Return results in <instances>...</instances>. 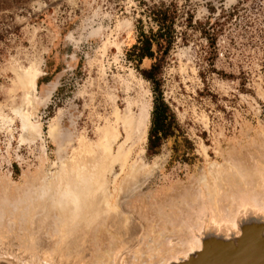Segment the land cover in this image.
I'll return each instance as SVG.
<instances>
[{
    "label": "rangeland",
    "instance_id": "1",
    "mask_svg": "<svg viewBox=\"0 0 264 264\" xmlns=\"http://www.w3.org/2000/svg\"><path fill=\"white\" fill-rule=\"evenodd\" d=\"M137 3L0 0L1 259L25 262L56 248L65 184L80 178L87 184L77 202L114 208L92 224L91 206L83 207V255L55 254L52 264H114L120 246L122 263L164 264L190 240L204 206L229 221L239 202L264 203V0H178L193 21L179 20L161 90L192 143L188 161L172 159L170 143L149 158L147 133L134 144L122 128L126 114H144L148 131L152 109L151 84L124 56L135 41ZM208 20L217 22L213 45Z\"/></svg>",
    "mask_w": 264,
    "mask_h": 264
},
{
    "label": "bare ground",
    "instance_id": "2",
    "mask_svg": "<svg viewBox=\"0 0 264 264\" xmlns=\"http://www.w3.org/2000/svg\"><path fill=\"white\" fill-rule=\"evenodd\" d=\"M118 121V120H117ZM122 128H123V131L124 133L126 134L127 138L128 139H132L134 144H141L143 142L144 139H146V133H147V117L144 115V114H140L138 116H133V115H129V114H126L124 120H123V124H122ZM112 137V136H111ZM112 140H114V137L113 138H110ZM261 156V155H260ZM260 158V157H259ZM262 158V157H261ZM103 160V159H102ZM98 161V160H96ZM264 161V160H263ZM85 166L86 164V160L85 161H82ZM93 162V161H92ZM94 164L97 165V163L93 162ZM100 164V163H99ZM260 164V163H259ZM81 165V164H80ZM79 165V167H80ZM257 165V164H256ZM89 166H92L89 165ZM242 166V165H241ZM97 167V166H96ZM239 167V166H238ZM252 167V166H251ZM255 167V166H254ZM263 167V166H262ZM82 168V167H81ZM237 168V167H236ZM235 168V169H236ZM264 168V167H263ZM85 169V168H84ZM94 168H92L91 170H93ZM97 169V168H96ZM230 169V168H229ZM232 170H234L232 167H231ZM255 169V168H254ZM74 170V168H72V171ZM87 170V169H86ZM263 170V169H262ZM71 171V172H72ZM77 171V170H75ZM98 171V170H97ZM132 171V170H131ZM216 171V170H215ZM220 171V169H219ZM217 171V172H219ZM229 170H227L228 172ZM248 171V170H247ZM252 171V170H251ZM258 171V169H257ZM67 172V170H66ZM81 172V171H80ZM135 172V171H133ZM213 171H211L212 173ZM224 172V171H223ZM77 173V172H76ZM79 173V172H78ZM84 173V172H82ZM89 173V172H88ZM131 173V172H130ZM215 173V172H213ZM234 173V172H233ZM232 173V174H233ZM251 173V172H249ZM90 174V173H89ZM92 174V173H91ZM98 174V173H97ZM221 174V173H220ZM231 174V175H232ZM246 174V173H245ZM65 175V174H64ZM72 175V174H71ZM80 175V174H79ZM77 175V176H79ZM82 175V174H81ZM80 175V176H81ZM136 176V174H134ZM68 176V175H67ZM77 176L74 180L77 179ZM83 176H85V173L83 174ZM81 176V177H83ZM90 176L91 178V175H88V177ZM99 176V175H98ZM127 176V175H126ZM209 176V175H208ZM213 176V175H212ZM217 176V175H216ZM220 176H223V175H220ZM219 176V177H220ZM238 176V175H237ZM73 177V176H72ZM87 177V175L85 176ZM84 177V178H85ZM93 177V176H92ZM100 177V176H99ZM131 177V175H130ZM68 179L70 177H67ZM98 178V177H97ZM129 177H127L128 179ZM243 178V177H242ZM72 179V178H70ZM81 179V178H80ZM79 181H75L76 183H67L65 184V188H67L66 190H64L63 192V195L65 194V196H67V199L66 201L67 202H60V205H61V211H63V215H64V223L62 225V228H61V231L60 233L58 234V239L57 242H56V248H51L49 251H45L43 249V255L38 257L37 254H33V256L31 257L30 261H25L27 262L28 264H34L35 262H41L42 264H50V263H53L54 261V256L56 254H59L61 257H65V256H70L71 255H74V256H82L83 255V251L85 250V248L81 245L82 244V240H83V236L86 235V233L83 232V236H79L78 233H80L82 231L81 227L79 228V225L81 224V219L84 220V216L82 217H79L78 218V213L81 212L82 208L83 207H90V216L87 217V219L89 220H92V224H93V221L94 220H97L99 219L100 215L103 216V212H104V207H105V210L108 211V210H111L112 208H114L109 202H77L78 201V196L77 195L78 193H76V190L78 189V187H80V184L82 185H85L87 184V180L85 179H82ZM125 179V178H124ZM221 179V178H220ZM244 179V178H243ZM91 180V179H90ZM99 180V179H98ZM210 180V179H209ZM216 180V179H215ZM223 180V179H222ZM241 180V179H240ZM250 180V179H249ZM263 180V179H262ZM53 181V180H52ZM71 181V180H70ZM97 181V179H96ZM131 181V180H130ZM204 181V180H203ZM211 181V180H210ZM245 181V180H244ZM264 181V180H263ZM62 182V181H61ZM59 181V183H61ZM72 182L73 179H72ZM129 182V181H128ZM206 180L203 182L205 183ZM221 182V181H220ZM251 182V181H250ZM261 182V181H260ZM34 183V182H33ZM58 183V182H57ZM97 183V182H96ZM123 183V182H122ZM127 183V182H126ZM210 183V182H209ZM214 183V182H213ZM227 183V182H226ZM242 183V182H241ZM246 183V182H244ZM27 184V183H26ZM25 184V185H26ZM36 184V183H34ZM46 184V183H45ZM62 184V183H61ZM206 184V183H205ZM243 184V183H242ZM249 184V183H248ZM33 185V184H32ZM41 185V184H40ZM47 185V184H46ZM51 185V184H50ZM126 185V184H125ZM131 185V184H130ZM207 185V184H206ZM222 185V184H221ZM230 185V184H229ZM262 185H264L262 183ZM31 186V185H30ZM56 186V185H55ZM61 186V185H59ZM107 186V185H106ZM134 186V185H133ZM245 186V185H244ZM33 187V186H31ZM63 187V186H62ZM86 187V186H84ZM132 187V185L130 186ZM202 187V186H201ZM234 187V186H233ZM263 187V186H262ZM42 188V187H40ZM52 188V187H51ZM110 188V187H109ZM204 188V187H203ZM216 188V187H214ZM230 188V187H229ZM26 189V188H25ZM29 189V188H28ZM33 189V188H32ZM35 189V188H34ZM50 189V187H49ZM48 189V190H49ZM58 189V188H57ZM55 188V190L58 192ZM97 188H95V191H96ZM107 189V188H106ZM205 189V188H204ZM218 189V188H216ZM237 189V187H236ZM248 189V188H247ZM44 190V189H43ZM48 190L46 192V194L48 193ZM63 190V189H62ZM206 190V189H205ZM219 190V189H218ZM221 190V189H220ZM231 190V189H230ZM40 191V189H39ZM42 191V190H41ZM50 191V190H49ZM54 191V190H53ZM94 191V192H95ZM114 191V189H113ZM121 191V190H119ZM208 191V190H207ZM205 191V192H207ZM212 191V190H211ZM232 191V190H231ZM28 192V191H27ZM45 192V191H44ZM84 192L86 193V190L84 189ZM200 192H201V189H200ZM216 192V191H215ZM218 192V191H217ZM216 192V193H217ZM223 192V191H222ZM234 192V191H233ZM40 193V192H39ZM231 193V192H230ZM26 194V192H25ZM35 194V193H34ZM96 194V193H95ZM218 194V193H217ZM37 195V194H36ZM42 195V194H41ZM40 195V196H41ZM44 195V193H43ZM50 195V194H49ZM118 195V194H117ZM120 195V194H119ZM186 195V194H185ZM202 195V194H201ZM219 195V194H218ZM25 198H28L26 197V195H24ZM39 196V197H40ZM204 195H202L203 197ZM207 196V195H206ZM221 196V195H220ZM237 196V195H236ZM37 197V196H36ZM49 197V196H47ZM51 197V196H50ZM119 197V196H118ZM213 197H215L213 195ZM222 197V196H221ZM224 197V196H223ZM52 198H54L52 196ZM105 198V197H104ZM112 198V197H111ZM204 198V197H203ZM208 198V196L206 197ZM216 198H218L216 196ZM23 199V198H22ZM49 199V198H48ZM51 199V198H50ZM58 199V198H57ZM116 199V198H115ZM113 200V199H112ZM118 200V198H117ZM154 200V199H153ZM200 200V198H199ZM206 200V199H205ZM208 200V199H207ZM213 200V199H212ZM218 200V199H217ZM241 200V199H240ZM20 201V200H19ZM53 201V200H52ZM109 201V200H108ZM184 201V200H183ZM197 201V199H196ZM225 201V200H224ZM233 201V200H232ZM243 201V200H242ZM24 202V201H23ZM32 202V200H31ZM221 203V201H219ZM25 203V202H24ZM52 203V202H51ZM50 203V204H51ZM178 203V202H177ZM198 203V202H197ZM201 203V202H200ZM218 203V202H217ZM34 204V203H33ZM145 204V203H144ZM149 204V203H148ZM156 204V203H155ZM203 204V203H202ZM222 204V203H221ZM227 204V203H226ZM236 204V203H235ZM115 205V204H114ZM118 205V204H117ZM210 205V204H209ZM208 205V206H209ZM234 205V203H233ZM32 206V205H31ZM30 206V208H31ZM38 206V205H37ZM144 206V205H143ZM207 206V207H208ZM223 206V204H222ZM236 206V205H235ZM44 207V206H43ZM119 207V206H118ZM121 207V206H120ZM119 207V208H120ZM138 207V206H137ZM136 207V208H137ZM206 206H204L202 208L201 211L198 212L199 214V220H200V223L196 226H194V228L192 229V233L193 234L191 237H190V240L185 243L184 245L181 246V250L179 253H177L176 256H174L172 259L168 260V261H165L164 264H173V263H176L178 262L179 260H183V259H186L188 258L189 256L191 255H195L196 252H201L202 251V247H203V242L204 240H206L205 238L207 237H210V235H215L216 237L218 238H222V237H226V238H229L230 236H234V238H240L242 237V230H248L247 232L250 233V232H253L251 233V235H256L258 237H262V241L264 243V203L262 204H252L251 202H239L238 203V210L235 214V216L231 219V220H226L224 219L223 217H219L217 215H212L211 214V211H209V209L207 208ZM36 208V207H35ZM41 208V207H40ZM55 208V207H54ZM165 208V207H164ZM196 208V207H195ZM220 208V207H219ZM4 209V208H3ZM6 209V208H5ZM4 209V211H5ZM20 209V208H19ZM27 209V208H26ZM33 209V208H32ZM46 209V208H45ZM86 209V208H85ZM117 209V208H116ZM139 209V207H138ZM223 209V208H222ZM25 210V209H23ZM28 210V209H27ZM31 210V209H30ZM42 210V209H41ZM44 210V208H43ZM42 210V211H43ZM114 210V209H113ZM121 210V209H120ZM9 211V210H8ZM21 211V209H20ZM46 211V210H45ZM31 212H34V211H31ZM36 212V211H35ZM47 212V211H46ZM89 212V213H90ZM122 212V211H121ZM141 212V211H140ZM186 212H189V211H186ZM6 213V212H5ZM12 213V211H11ZM25 213V212H24ZM40 213V212H39ZM82 213V212H81ZM115 213V212H114ZM150 213V212H149ZM215 213V212H214ZM220 213V212H219ZM85 214V213H84ZM105 214V212H104ZM120 214V213H119ZM130 214V213H129ZM128 214V215H129ZM197 214V213H196ZM7 215V214H6ZM9 215H10V212H9ZM12 215V214H11ZM14 215V214H13ZM31 215V214H30ZM49 215V214H48ZM54 215V214H53ZM62 215V214H61ZM88 215V214H87ZM106 215V214H105ZM112 214H110L111 216ZM125 215V213H124ZM127 215V214H126ZM125 215V216H126ZM131 215V214H130ZM163 215V214H162ZM221 215V214H220ZM49 216H52V215H49ZM81 216V215H80ZM121 216V215H120ZM51 218V217H50ZM48 218V219H50ZM105 218V217H104ZM128 218V217H127ZM134 218V217H133ZM185 218V217H184ZM7 219V218H6ZM33 219V218H32ZM31 219V221H32ZM53 219V218H51ZM55 219V217H54ZM94 219V220H93ZM109 219V217H108ZM121 219V218H120ZM132 219V218H130ZM170 219V218H169ZM36 220V219H35ZM43 220V219H42ZM46 220V219H45ZM56 220V219H55ZM86 220V219H85ZM44 221V220H43ZM100 221H105L104 219H101L99 221H94V222H100ZM126 221V220H125ZM128 221H129V218H128ZM133 221V220H131ZM187 221V220H186ZM35 222V221H34ZM39 222V221H38ZM53 222V221H52ZM86 222V221H85ZM115 222V221H114ZM36 223V222H35ZM96 223V224H97ZM117 223V222H116ZM125 223V222H124ZM134 223V222H133ZM159 223V222H158ZM171 223V222H170ZM168 223V224H170ZM105 224V223H104ZM126 224V223H125ZM149 224V223H148ZM177 224V222H176ZM189 224V223H187ZM195 224V223H194ZM37 225V223H36ZM40 225V224H39ZM47 227H48V224H46ZM54 225V224H53ZM83 225V223H82ZM91 225V224H90ZM143 225V224H142ZM172 225V224H171ZM183 225V224H182ZM190 225V224H189ZM23 226V225H22ZM31 226V225H30ZM34 226V225H33ZM51 226V225H50ZM58 226V225H57ZM86 226V225H85ZM89 226V224H88ZM108 226L109 227H112L114 228L115 227V224L112 222V221H109L108 220ZM176 226V225H175ZM42 227V226H41ZM39 227V229L41 228ZM46 227V228H47ZM52 227V226H51ZM156 227V226H155ZM169 227V226H168ZM44 228V227H43ZM54 228V227H53ZM83 228V227H82ZM121 228V227H120ZM130 228V227H129ZM139 228V227H138ZM170 228V227H169ZM45 229V228H44ZM85 229V228H84ZM191 229V228H190ZM23 230V229H22ZM34 230V229H33ZM37 230V229H36ZM41 230V229H40ZM54 230V229H53ZM123 230V229H122ZM24 231V230H23ZM47 231V230H46ZM88 231V230H87ZM116 233L120 236L121 234V230L119 229V226H117V228L115 229ZM126 231V230H125ZM167 231V230H166ZM52 232V230H51ZM54 232V231H53ZM191 232V231H190ZM25 233V232H24ZM40 233V231L38 232ZM36 234V235H39V234ZM2 234V233H1ZM43 234V233H41ZM4 235V234H3ZM6 235V234H5ZM9 236V235H8ZM255 236V237H256ZM31 238L33 237V235L30 236ZM34 237L35 236V233H34ZM8 238V237H6ZM48 238V237H47ZM53 238V237H52ZM111 238V237H110ZM121 238V236H120ZM5 239V238H4ZM32 239H35V238H32ZM112 239V238H111ZM146 239V238H145ZM31 240V239H30ZM37 242H41V239L40 237L37 236ZM40 240V241H39ZM85 240V239H84ZM27 241V240H26ZM29 241V240H28ZM45 241V240H44ZM8 242V241H7ZM6 242V243H7ZM22 242V241H21ZM46 242V241H45ZM112 242V241H111ZM151 242V241H150ZM2 243V241H1ZM14 243V242H13ZM43 243V242H41ZM39 243V246L41 247V250H42V246L43 245ZM48 243V242H47ZM132 243H134L132 241ZM171 243V242H170ZM169 243V244H170ZM10 246L12 245V242L11 244H9ZM37 245V244H36ZM45 246V245H44ZM142 246V245H141ZM146 246V245H145ZM9 247V246H8ZM17 247V246H16ZM24 247H25V244H24ZM121 247V246H120ZM120 247L118 248V250L115 251V254L113 253V257H114V264H125L124 262L122 263V255H121V249ZM143 247V246H142ZM152 247V246H151ZM13 248V247H12ZM49 248V247H48ZM11 249V248H10ZM14 249V248H13ZM27 249L28 250H31L33 252H35V250L37 249H34V245L32 243H30L28 246H27ZM8 250V249H7ZM18 250V249H17ZM20 250V249H19ZM1 251V250H0ZM23 251V250H22ZM18 252V251H17ZM25 252V251H24ZM48 252H50L51 254H49ZM123 253V252H122ZM148 253V252H147ZM151 253V252H150ZM16 254V253H15ZM29 254V253H28ZM27 254V255H28ZM143 254V253H142ZM141 254V255H142ZM12 255V254H11ZM52 256V257H51ZM124 256V255H123ZM6 257V256H4ZM10 257V256H9ZM15 257V256H14ZM24 257V256H23ZM7 258V257H6ZM17 260H22V258H17L15 257ZM14 258V259H15ZM53 258V259H52ZM126 259V258H125ZM124 260V259H123ZM127 261V260H126ZM22 263H24V260L21 261ZM128 262V261H127Z\"/></svg>",
    "mask_w": 264,
    "mask_h": 264
},
{
    "label": "trees",
    "instance_id": "3",
    "mask_svg": "<svg viewBox=\"0 0 264 264\" xmlns=\"http://www.w3.org/2000/svg\"><path fill=\"white\" fill-rule=\"evenodd\" d=\"M136 13L135 41L125 49L124 56L151 84L153 93L146 156L150 158L159 154L162 146L170 143L171 158L188 161L190 156L194 157L192 143L181 130L176 115L163 97L161 87L163 68L177 41L179 20L185 15L184 22L191 27L193 14L182 8L178 0H138ZM205 26L208 28L204 34L213 45L217 22L208 20ZM144 61L150 62L146 69L141 67Z\"/></svg>",
    "mask_w": 264,
    "mask_h": 264
},
{
    "label": "water",
    "instance_id": "4",
    "mask_svg": "<svg viewBox=\"0 0 264 264\" xmlns=\"http://www.w3.org/2000/svg\"><path fill=\"white\" fill-rule=\"evenodd\" d=\"M242 230V237H206L201 252L173 264H264V243L262 237ZM256 236V237H255ZM0 264H28L21 260L1 259ZM34 264H42L35 262ZM52 264V263H50ZM57 264V263H56Z\"/></svg>",
    "mask_w": 264,
    "mask_h": 264
}]
</instances>
